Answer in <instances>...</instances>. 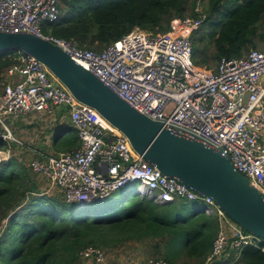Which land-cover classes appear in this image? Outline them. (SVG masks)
<instances>
[{
  "label": "built area",
  "instance_id": "1",
  "mask_svg": "<svg viewBox=\"0 0 264 264\" xmlns=\"http://www.w3.org/2000/svg\"><path fill=\"white\" fill-rule=\"evenodd\" d=\"M203 1L197 0V11ZM58 2L0 0V29L45 37L141 113L221 148L264 197V47L252 48L244 56H223L216 70L199 66L192 59L191 35L201 19L186 16L174 19L164 32L151 34L135 27L102 50H92L73 39L41 32L43 22L58 20ZM33 113L55 123L68 119L77 132L80 145L71 150L50 155L29 145L35 153L29 167L66 201H103L131 185V193L156 204L194 201L202 213L217 218L219 228L206 264L226 259L231 250L246 245L264 250V238L245 231L211 196L163 174L97 110L77 100L42 61L17 51L0 90V138L9 143L0 150V161L13 147L27 145L14 133L11 121ZM80 255L96 264H124L111 261V255L96 246L85 247Z\"/></svg>",
  "mask_w": 264,
  "mask_h": 264
},
{
  "label": "trees",
  "instance_id": "2",
  "mask_svg": "<svg viewBox=\"0 0 264 264\" xmlns=\"http://www.w3.org/2000/svg\"><path fill=\"white\" fill-rule=\"evenodd\" d=\"M196 4L197 0H59L58 20L43 22L41 32L100 51L135 27L156 34L170 29L174 19L191 16L201 19L191 35L193 62L212 70L221 57L244 56L256 47V37L264 39V32H258L264 25V0H207L202 11ZM16 56L14 50L0 52V87ZM54 125L53 145H61L56 151L79 147L70 123ZM8 146L0 138V150ZM31 156L25 152V161H0V264H82L80 251L87 246L112 249L130 242L142 250L144 264H178L182 257L187 259L182 264H206L219 225L196 202L156 204L136 195L116 198V193L103 201L69 202L62 193L41 190L43 178L30 170ZM189 203L194 210L185 215ZM211 264H264V250L246 245Z\"/></svg>",
  "mask_w": 264,
  "mask_h": 264
},
{
  "label": "water",
  "instance_id": "3",
  "mask_svg": "<svg viewBox=\"0 0 264 264\" xmlns=\"http://www.w3.org/2000/svg\"><path fill=\"white\" fill-rule=\"evenodd\" d=\"M19 51L42 61L75 98L97 110L132 147L163 174L215 203L245 231L264 238V197L238 172L221 148L171 130L138 111L59 46L31 31L0 29V52Z\"/></svg>",
  "mask_w": 264,
  "mask_h": 264
},
{
  "label": "rangeland",
  "instance_id": "4",
  "mask_svg": "<svg viewBox=\"0 0 264 264\" xmlns=\"http://www.w3.org/2000/svg\"><path fill=\"white\" fill-rule=\"evenodd\" d=\"M206 5H207V0H204L201 3V5H199L200 11H202V9ZM258 32H264V25H261L258 27ZM255 42H256L255 48L259 49V48L264 47V39L263 38L258 36L255 38ZM1 88L2 87H0V90H1ZM15 121H21L22 123H24L23 126L18 127L16 125V128H14V133L18 132L16 135L19 139H22V133H21L20 129H24L26 131L25 133H27L29 135H34L33 136L34 138L30 141H33V143H34V142H37V140L40 138L39 142L41 141V143H42V141L44 140L46 146L48 147V149H50L51 152H48V150H44V147L37 148L39 151L40 150L45 151L46 154H50V155L55 154V153H59L58 151H56V149H60L61 145L59 144L57 147H55L53 145V134L57 131V128L54 125L55 120H53L50 117L45 116V115L43 117L37 113H33L32 116H26V118L19 117L18 120H15ZM60 122L66 123V125L69 124L68 119H64V120L62 119ZM53 126H55V127H53ZM24 139H26V138H24ZM33 143L27 144L26 147L21 148V149L13 147L11 149V155L8 156L6 159H2L1 161H8L10 159V157L14 158L16 161L24 160V153L25 152H29V154L32 155L31 157L35 156V153H33V150L29 149V145H30V147H33V146H31V144H33ZM43 144H44V142H43ZM3 155H7V154L4 153ZM17 163L14 165L15 167H18ZM41 190H43V192H46V193H52V194L55 193V194L61 195V192L55 186L50 185V182L46 179H42ZM131 190H132L131 185H128L125 188L118 191L116 193V195H114V196L116 198H120L122 195H124L127 192H130ZM129 195L134 196V194L131 192ZM193 210H194V204L189 203L185 207L183 214L187 215ZM5 221H6V219H5ZM130 243H126L124 245H121L119 247L112 248V249H108V248H106V249L103 248V249L111 255V261L120 260L124 264H132V261L137 258V260L139 262L144 264L145 263V257H144V254L142 253V250L140 248H133ZM134 253H137V254L135 255ZM132 257H133V259H132ZM181 259L182 260L179 261L178 264H182L183 260L187 261V259H185L183 257ZM86 262L87 261L83 260L82 264H94L93 262H87V263Z\"/></svg>",
  "mask_w": 264,
  "mask_h": 264
},
{
  "label": "crops",
  "instance_id": "5",
  "mask_svg": "<svg viewBox=\"0 0 264 264\" xmlns=\"http://www.w3.org/2000/svg\"><path fill=\"white\" fill-rule=\"evenodd\" d=\"M15 120H18V118L17 119H14V120H12L11 121V125H12V128H13V130H14V128H16V125L19 127H21V126H23V124L24 123H22L21 121H15ZM24 120V119H23ZM23 130V131H22ZM19 131V130H18ZM20 131H21V133H22V138L24 139V138H26V139H24V141L27 143V144H30V143H33V141H30V140H32L34 137V135H29V134H27V133H25L26 131L24 130V129H20ZM18 132H16V134H17ZM40 139V138H39ZM39 139L37 140V142H34L33 144H31V146H33L34 148H40V147H44V150H48V152H51L50 151V149H48V147L46 146V144H45V141L43 140L42 141V143H41V141L39 142ZM43 142H44V144H43ZM45 152V151H44ZM56 154V153H55ZM135 255L137 254V253H134ZM132 259H133V257H132ZM85 261H87V262H91V261H88V260H85ZM86 262V263H87ZM132 264H143V263H141V262H139L138 260H137V258L136 259H134L133 261H132Z\"/></svg>",
  "mask_w": 264,
  "mask_h": 264
}]
</instances>
